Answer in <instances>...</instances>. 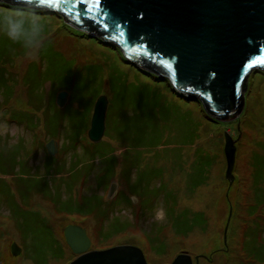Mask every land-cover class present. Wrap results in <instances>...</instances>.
Here are the masks:
<instances>
[{"label": "rangeland", "instance_id": "374dc122", "mask_svg": "<svg viewBox=\"0 0 264 264\" xmlns=\"http://www.w3.org/2000/svg\"><path fill=\"white\" fill-rule=\"evenodd\" d=\"M40 13L43 12L40 11ZM42 17L48 22L46 30L47 40H45V42L47 41V45H43L33 55H27L24 59L15 63L12 74L18 78V80L16 79L18 85L14 90V99L21 98L26 101L24 90L19 81L22 79V75L29 63L37 60L38 57L40 70L46 76L50 75L37 88L43 95L39 106L41 108V106H46L48 102H51L48 111L45 109L44 114L58 115L59 119L67 122L71 130L75 128L78 131L80 126L83 127V130L86 129V125L90 120L88 122H80V116L89 114L91 103L97 96L105 95L107 98V110L104 136L101 141H106L109 138L117 143L123 142L131 148L143 146L147 151L152 150L153 146H155L156 151H160L162 147H165L164 150L168 153L166 157H169V151L174 149L175 147L173 148V146L177 143L182 146L190 144L191 138L195 137V131L192 132V130H194L195 125L198 126V122L203 121V113L201 112L203 110L200 103L186 102L179 99L172 94L165 82L153 81L129 63L124 62L116 50L97 44L91 37H87L86 39L79 34L76 35L71 32L68 28L66 29L63 20L55 18L54 15ZM8 42L6 38L0 36V52L6 49ZM52 65H56L55 69L49 71V67ZM34 79L35 77L29 80L33 82L35 81ZM60 91H65L67 94V102L62 109L56 106L54 99L56 93ZM13 98L11 100V111L24 109L19 108L20 106L18 105L15 106L16 101L13 104ZM244 100V110L250 116L248 126H245L244 123L240 125L239 117L234 120L237 121L236 124L234 121L218 125L211 124L213 127V130L210 132L211 137H207V134L199 130L203 139L209 140V142L212 141V144L215 145L219 143L216 148L221 152L220 164L222 166L220 174L223 176L222 188L218 186L214 189L212 188L216 187V184H214L207 189H198L194 199L189 200L186 196L191 192V187L195 181L194 177L187 179L186 173L178 174V168H173V173L170 166L164 165L166 163L156 164V166L162 165L163 172L155 171V168H153V173L151 172V177L149 178L148 189H173L175 195L179 194L175 198L177 199L176 212H180L186 208L191 210L196 209V211L204 210L207 213L210 222V228L207 233L195 232L193 235V239L195 240L192 239L191 243L183 238H177L172 241L173 243H181L184 249L188 248L187 252L192 257L193 262L195 256L198 257V264H238L232 257L229 258L223 252L225 249L222 248L224 229L227 219L229 218L230 221L232 213L230 205L227 207L226 203V198L232 184L229 185L224 176L226 164L223 155L224 138L222 136L224 131H228L236 139L240 134L238 138L240 147L239 144H236V154H238L236 169H238L244 179H247L249 170L246 162L250 154L255 153L254 146L260 138L259 135L264 134V74L254 71L249 75ZM0 101H2V96H0ZM240 126H242V129H240ZM62 127L59 125L60 129ZM63 131H65L64 128ZM62 136L61 138L57 137L55 141L57 149L66 141L64 136L63 138ZM51 139L54 138L51 137ZM47 141L48 138L40 128L32 131L27 130L22 125L9 123L8 118L0 120V173L3 172L9 177L20 175L22 173L20 171V161H24L29 168L34 167L43 170L45 154L42 146ZM201 142L206 143L204 141ZM102 144L104 145V143H98L96 147H101L103 146ZM202 147H206V144H202ZM120 148L118 146L115 149V155L119 154ZM77 152L80 154L79 149ZM174 153L175 151L172 152V154ZM65 155V163H67L68 157H72V155L68 153ZM54 156H59L58 151ZM184 158H187V156L184 155ZM190 159L191 156L187 158V160ZM13 165L14 169H12ZM39 173L43 175L42 171ZM176 173L177 176L175 177L174 174ZM55 177L54 173L48 174L46 176L48 184L53 185ZM87 187L92 190L95 189V182L92 176L87 182ZM7 189L8 187L2 184L0 188V225H3L1 230L4 229V236L0 240V264H32L31 261L27 260V256L24 257V254L23 256L22 254L14 256L11 253L10 248L12 243H16L20 247L22 245L24 248L28 242V245H30V239L25 243L26 241H23L21 238V233L17 231L13 222L7 218L13 212L11 210L12 202L9 200ZM241 190H243L242 187ZM103 191L97 189V192L100 194H103ZM232 192L233 190L229 196L232 195ZM149 193L151 194V192ZM155 193L156 190L152 195ZM105 196L108 197V194L105 193ZM133 197L137 199V204H134L138 205L141 201V196L134 194ZM227 200H230V204L234 201L233 198H227ZM119 201L120 206L125 209L122 212L124 218L130 225L138 222L139 226L133 227L134 231L131 229L123 238H114L111 242L113 246L92 244L93 249L104 250L129 242V245H134L142 250L149 264H166V262H170L175 256L158 259L152 250L148 248L142 234L143 232L147 233L150 226L158 223L164 225L167 223V220L171 219L168 217V207H165L163 204L162 208V200H160L156 205L158 208L152 205L156 209L151 211L152 215L147 216V211L150 207L149 199L143 202L147 208L144 212L139 213H136V210H133V208H127L126 200L120 199ZM31 204L34 205L33 208L37 207L35 209L40 210V213L45 216H48L47 213H51V205L44 200L35 198ZM213 210H215L214 218L211 217ZM76 220L80 221V219ZM82 221H84V224L90 225L92 228L94 227V229L97 228L98 220L94 221L91 216L82 219ZM27 222L30 221L27 220ZM67 222L65 218L56 215H53L49 220L50 225L59 236L61 247L65 251V257L62 261H54L48 257L45 264H68L71 261V258H69L71 254L68 253V247L62 241L61 236ZM30 225H32L33 233L36 237L38 220L34 219ZM96 234V232H93V234L89 235L90 239L95 243L100 242ZM213 234L215 235L214 238L219 241V246H215L217 248L215 252H213L215 242L208 239ZM29 236L31 237L30 234ZM203 242L204 244L199 246ZM206 244L209 248H207ZM27 252L33 258H39L32 251L28 250ZM65 259L66 261L63 262Z\"/></svg>", "mask_w": 264, "mask_h": 264}, {"label": "trees", "instance_id": "16d2710c", "mask_svg": "<svg viewBox=\"0 0 264 264\" xmlns=\"http://www.w3.org/2000/svg\"><path fill=\"white\" fill-rule=\"evenodd\" d=\"M36 12L41 16L54 15L55 18L62 21V18L57 14ZM64 27L76 35L79 34L83 38H89L88 34L78 32L65 23ZM92 39L97 44L107 48L110 47L119 53L118 49H114L110 44H104L97 38ZM46 42L43 45H47ZM26 56L25 52L18 45H14L10 41L6 49L0 52V96H2V101H0V120L8 118L9 123L22 125L27 130L32 131L40 128L48 139L52 137L54 140H57V137L61 138V135H63L66 141L59 148V156L51 157L47 155L44 146H42L45 154L43 170L34 167L29 168L24 161H20V171L22 172L20 175L9 177L3 172L0 173V188L2 184L8 187V197L10 202H12L11 210L13 212L7 218L13 222L17 231L21 233V238L23 241H26L25 243L30 239V245H28L29 242L24 248L21 245L22 256L23 254L24 257L27 256V260L31 261L32 264H45L48 257L54 261H62L65 257V251L61 247L58 234L49 223L53 215L65 218L68 221L65 227L67 225L81 226L85 229L88 237L93 232H96L100 242L95 243L89 237L91 245L113 246L111 242L114 238H123L131 229L134 231L133 227L139 226L138 222L130 225L124 218L122 212L125 209L120 206V199L126 200L127 208L135 209L136 213L144 212L147 206L143 202L149 199L151 209L149 207L147 216L152 215L151 211L155 210L158 202L162 200V208L163 204L165 207H168V217L171 219L167 220V223L164 225L158 223L150 226L147 233H142L148 248L152 250L158 259L187 252L188 248L184 249L181 243H173L172 241L177 238H183L191 243L195 232L207 233L210 228L207 213L204 210L196 211V209L191 210L186 208L180 212H176L177 199L175 198L179 194L175 195V191L170 188H168L170 190L161 188L148 189L149 178L151 177L153 168H155V171L163 172L162 165L156 166V164L166 163L168 165H164L170 166L173 173V168H178V174L186 173L187 179L194 177L195 181L191 187V192L186 196L189 200L194 199L198 189H207L214 184H216V187L212 188L216 189L218 186L222 188L223 176L220 174L222 166L220 164L221 152L216 148L219 143L217 145L212 144V141L209 142V140L203 139L201 133H199L202 131L204 134H207V137H211L210 132L213 130L211 124L218 125L220 122L211 120L204 111H201L203 113V121L198 122L199 127L195 125L194 130H192V132L195 131V137L191 138V142L188 145L182 146L179 143L174 145L173 148H175L169 151V157H166L168 153L164 150L165 147H162L160 151H156L155 146H153L152 150L147 151L143 146L131 148L123 142L117 143L109 138L106 141L100 142V144L104 143V145L102 144L103 146L96 147L98 144H93L86 138L89 123H87L84 130L82 126H80L78 131L75 128L71 130L67 122L59 119L58 115L44 114L45 109L48 111L51 102L40 108L39 103L42 101L43 95L37 88L50 75L46 76L40 70L38 57L37 60L29 63L22 75L21 80L23 81H19L24 90L26 101L21 98H13L14 90L18 85L16 81L18 78L12 72L15 68V63ZM122 60L125 62L123 58ZM55 66H50L49 71L55 69ZM136 69L153 81L162 82L161 79L144 73L138 68ZM33 77H35V81L32 82L29 79ZM163 82L167 84L172 94L179 99L199 104L197 101L190 100L173 92L169 84L166 81ZM12 98L13 104L16 101L15 106L18 105L20 106L19 108L24 109L11 111ZM94 100L91 103L89 114L80 116V122H88L90 120ZM239 121L240 125L244 123L245 126H248L250 116L246 110H243ZM234 122L236 124L237 121ZM59 125L63 127L60 129ZM63 128L65 131H63ZM240 129H242V126H240ZM259 136L260 138L254 146L255 153H251L246 162L249 170L247 179H244L238 169H236L238 156L236 154L234 166L235 179L227 195L228 199H234L233 203L230 204V200L226 198L227 207L230 205L232 213L226 234V245L222 243V248L225 251H222L229 258L232 257L238 264H264V134ZM238 142L239 140L236 143L237 145L239 144ZM202 144H206V147H202ZM118 146L121 148L119 154L115 155V149ZM78 149L80 150V154L77 152ZM174 151L175 153L172 154ZM66 153L72 155V157H68L67 163H65L64 157ZM184 155L187 158L191 156V159L187 160V158H184ZM14 168L13 165L12 169ZM40 171L43 172V175L39 173ZM50 173H54L56 176L53 185L48 184L46 180V176ZM91 176L95 182L94 190L87 187V182ZM174 176L176 177L177 173ZM113 181L117 183L118 190L112 198H107L105 193H107ZM241 187L243 190H241ZM97 189L104 190L103 194L98 193ZM155 190L156 193L152 195ZM232 190V195L229 196ZM134 194L141 196V201L138 205L134 204ZM35 198L44 200L51 205V213H47L48 216L41 214L40 210H36L35 208L37 207L33 208L34 205L31 203ZM152 205L156 207L154 206V208ZM214 213L215 210H213L211 215L213 218ZM88 216H91L94 221L98 220L96 229L84 224V221H82V219H86ZM34 219L38 220L36 237L33 233L32 225H30ZM76 219H80V221ZM27 220L30 222H27ZM2 226L0 225V240L4 236V229L1 230ZM61 236L64 242L63 232ZM214 236L213 234L208 239L216 243L217 239ZM127 244L130 243L128 242ZM215 248L213 252L217 250ZM28 250L39 256V258L30 256L27 252ZM68 253L71 254L69 258L72 260L74 256L70 253L69 249ZM65 261L66 259L63 262Z\"/></svg>", "mask_w": 264, "mask_h": 264}, {"label": "water", "instance_id": "95a60500", "mask_svg": "<svg viewBox=\"0 0 264 264\" xmlns=\"http://www.w3.org/2000/svg\"><path fill=\"white\" fill-rule=\"evenodd\" d=\"M15 3V0H9ZM35 11L57 14L78 32L118 49L126 63L166 81L172 91L201 104L213 121L240 117L249 75L264 74V0H59L49 7L34 0ZM67 94H56L61 109ZM107 98L94 102L86 136L99 143L104 135ZM225 180L231 185L236 142L223 133ZM49 156L57 152L53 139L45 144ZM112 182L111 197L117 190ZM229 218L224 229L223 242ZM63 236L76 257L68 264H147L142 251L128 244L90 250L83 228L67 225ZM16 256L20 248L11 245ZM170 264H193L186 253ZM194 264H198L195 256Z\"/></svg>", "mask_w": 264, "mask_h": 264}, {"label": "clouds", "instance_id": "9594fccd", "mask_svg": "<svg viewBox=\"0 0 264 264\" xmlns=\"http://www.w3.org/2000/svg\"><path fill=\"white\" fill-rule=\"evenodd\" d=\"M47 21L35 11L34 0H0V36L33 55L44 44Z\"/></svg>", "mask_w": 264, "mask_h": 264}, {"label": "snow or ice", "instance_id": "6c2138e0", "mask_svg": "<svg viewBox=\"0 0 264 264\" xmlns=\"http://www.w3.org/2000/svg\"><path fill=\"white\" fill-rule=\"evenodd\" d=\"M41 4H47L49 7H58L59 0H40Z\"/></svg>", "mask_w": 264, "mask_h": 264}, {"label": "bare ground", "instance_id": "6f19581e", "mask_svg": "<svg viewBox=\"0 0 264 264\" xmlns=\"http://www.w3.org/2000/svg\"><path fill=\"white\" fill-rule=\"evenodd\" d=\"M136 68H138V67H136ZM139 69V68H138ZM140 70V69H139ZM142 71V70H141ZM144 72V71H143ZM145 73V72H144ZM148 74V73H147ZM150 75V74H149ZM204 243H202V244H199V246H201V245H203ZM206 246H207V248H209V246L206 244ZM215 246H219V241L217 240L216 241V243L214 244V247ZM206 250V249H205Z\"/></svg>", "mask_w": 264, "mask_h": 264}]
</instances>
